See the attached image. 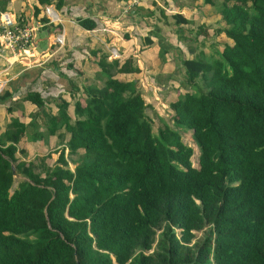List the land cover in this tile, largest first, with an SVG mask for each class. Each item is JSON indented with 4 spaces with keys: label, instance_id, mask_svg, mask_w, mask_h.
Listing matches in <instances>:
<instances>
[{
    "label": "trees",
    "instance_id": "16d2710c",
    "mask_svg": "<svg viewBox=\"0 0 264 264\" xmlns=\"http://www.w3.org/2000/svg\"><path fill=\"white\" fill-rule=\"evenodd\" d=\"M203 1L217 8L230 42L178 58L195 90L168 102L171 125L157 116L153 131L135 80L113 76L129 58L117 68L99 58L103 83L85 87L73 117L60 96L53 112L38 90L15 99L19 85L0 91L7 111L22 113L20 100L38 107L28 121L10 116L0 132V264H264V0ZM172 17L182 33L178 23L188 20ZM166 43L160 50L179 56ZM58 126L63 146L52 162L48 151L36 164L17 156L22 137L47 142ZM11 165L23 176L14 186Z\"/></svg>",
    "mask_w": 264,
    "mask_h": 264
},
{
    "label": "crops",
    "instance_id": "0c3cea01",
    "mask_svg": "<svg viewBox=\"0 0 264 264\" xmlns=\"http://www.w3.org/2000/svg\"><path fill=\"white\" fill-rule=\"evenodd\" d=\"M12 1L0 0V8L40 21L38 31L42 30L43 34L33 36L31 46L23 53H28L26 64L20 67L15 75L9 77L4 88L9 89L10 83L19 85L11 92L13 99L20 97L28 90H38L40 93L48 91L47 95L42 94L41 96L45 98V106L53 112L58 103L56 95L60 96L67 100L66 108L71 117H73L74 100L78 99L81 103L83 102L85 87L92 85L98 87L103 83L105 76L99 71L98 65L101 56L107 61L115 59L117 61L115 68L120 67L124 59H130L127 64L129 68L114 69L113 71V76L117 72L119 75L114 77L120 80L134 79L136 86L142 87V78L144 77L149 81V86L157 84L159 88L153 91L160 90V93H164L168 88L171 89L168 81H175L176 83H173L174 91L178 92L180 89L183 91L188 89L177 68L179 57L189 58L199 49L203 52H213V49L220 50L223 43L230 42L223 31L224 23L220 19L217 8L214 4H208L203 0H62L63 3H60L59 7L60 13L50 2L48 5L58 15V20L55 22L59 23L56 24L41 20L43 12L40 7L43 3H39L38 0H35L34 4L26 0V8L18 9L27 11L25 14L21 11H10L8 5ZM34 5L37 6V11L34 10ZM129 5L128 11L123 12L122 9ZM174 13H179L188 20L187 23H178L184 30L181 34L176 32L177 23L173 21L172 17ZM62 14H68V16L62 17ZM196 16L197 18H195ZM78 17L91 18L95 22V26L90 29L82 27L76 21ZM52 24H54L53 28H51ZM200 26L204 29L200 30ZM59 30L64 36L61 45L53 42L54 35ZM152 31L155 32V35L152 34ZM217 34L220 36L218 37ZM180 35L185 36L186 39H182ZM223 35L225 39H223ZM145 36H149L152 41L145 42ZM189 38L193 40H189ZM217 38L224 40L223 43L216 44ZM39 40L44 41L43 46L39 45ZM164 41L169 42L174 48L178 46L179 56L170 50L162 52L161 44L168 45ZM113 46L119 57H108L111 55L110 48ZM42 68L47 69L48 80L39 78L38 72ZM71 82L74 83L75 88L73 89H69L67 85ZM56 87L62 91L54 92ZM159 96H157L160 99L159 102L165 109L168 107L169 100ZM20 102L24 109H22V113L18 114L16 109L21 111L18 107L7 111L8 101L0 102V132L5 129L13 111H15V115L21 114L23 117L20 118L28 121L31 113L38 110V107L28 100H20ZM145 104L149 106L146 102ZM153 113L167 121L165 118L167 111L164 115H160L157 111H153ZM25 115L27 119H25ZM37 117L39 118V116ZM149 117L152 119L151 116ZM38 130L40 131V127ZM53 132L47 136V142L27 139L31 145L37 146L36 154L43 155L47 151H51L47 147L53 144L63 146L57 137L58 132H65L63 126L56 127ZM19 142L18 147H22L25 143L23 139ZM50 155H53L52 151Z\"/></svg>",
    "mask_w": 264,
    "mask_h": 264
},
{
    "label": "rangeland",
    "instance_id": "374dc122",
    "mask_svg": "<svg viewBox=\"0 0 264 264\" xmlns=\"http://www.w3.org/2000/svg\"><path fill=\"white\" fill-rule=\"evenodd\" d=\"M55 1L56 0H53V1H51L52 3H53V6L59 11V13H60V10H59V7H60V5L63 3L62 1L60 2L61 4L59 5V4H56L55 3ZM28 2L29 3H31V4H34L35 3V0H28ZM22 4V5H21ZM21 5V6H20ZM26 0H13L12 2H10V4L8 5L9 7H8V9L10 10V11H21L22 13H26L27 11H25V10H18L19 8H21V9H25L26 8ZM61 15V14H60ZM68 16V14H62V17H67ZM195 18H197V16L195 17ZM167 21V20H166ZM56 23H59V22H55V24ZM54 27V24H52L51 25V28H53ZM224 31V30H223ZM37 36H40L41 34H43V32H42V30H37L36 31V33H35ZM57 34V33H56ZM56 34L54 35V38H53V42H54V39H55V36H56ZM181 34V33H180ZM217 36L219 37L220 35L219 34H217ZM223 39H225L224 38V35H223ZM205 41L207 42V39H205ZM224 41V40H223ZM223 41L221 40V39H219V38H217L216 39V44H218V43H223ZM39 45H41V46H43L44 45V41L43 40H39ZM177 45V44H176ZM177 49V51H178V46H175ZM112 48V47H111ZM110 48V49H111ZM113 48H114V46H113ZM115 49V48H114ZM213 53V52H212ZM20 54V53H19ZM208 54V53H207ZM26 56H28V53H26V54H23V55H21V57H20V55H19V57H17V59H19V60H21L22 61V63H24V62H26V59H27V57ZM115 56H117V57H119V54L118 53H111V55H109L108 57H110V58H114ZM161 58V57H160ZM16 59V60H17ZM15 60V61H16ZM15 61H13V63L15 62ZM130 62V61H129ZM1 67V66H0ZM126 68H129L128 66L126 67ZM174 69H176V67H174ZM16 74V72L13 74V75H15ZM145 74H147V73H145ZM12 75V76H13ZM38 75H39V78H42V79H46V80H48V71H47V69L46 68H42L39 72H38ZM119 74L116 72V73H114V76H118ZM197 81H198V83L196 84V85H198V86H202L203 84H202V82H201V78H198L197 79ZM173 83H176L175 81H168V84H170V87H171V89L170 88H168L164 93H160L161 91L160 90H157L156 92L155 91H153V90H155V89H158L159 87H158V85L157 84H155V86H149V81L147 80V79H144V77L142 78V87H140V86H137V88L139 89V92H140V94H141V96L143 97V99H144V101L147 103V104H149V106L148 105H145V108H144V111H145V113L146 114H148V116H151L152 117V119L154 120H152V124H153V126H152V130L153 131H155V129H156V126L158 125V124H160V121L158 120V117H157V115H155L154 113H153V111H157L158 113H160V115H164V113L167 111V108L168 107H166L165 109H163V105H162V103H160L159 102V100L160 99H158V97L157 96H159V95H161V96H159V97H164V98H166V99H168L169 101H171V100H173V99H175L176 98V96H177V94H178V92H183V89H180V90H178V92H176V91H174L175 90V88H174V86H173ZM162 89V88H161ZM187 90H191V91H194L195 90V87L194 88H190V87H188V89ZM59 90L57 89V87L54 89V92H58ZM43 92H45V91H43ZM53 92V93H54ZM157 92H158V94H157ZM174 92H176L175 94H174ZM20 111H18L17 109H16V113L18 114ZM15 113V111H13L12 112V116H16V117H18V118H20V117H22V115L20 114V115H15L14 114ZM26 116V115H25ZM40 116V115H39ZM166 119H167V122H168V124H171L172 122L170 121V119L168 118V117H165ZM25 119H27V116L25 117ZM59 127V126H58ZM180 138H181V140H182V142H184L185 144H187L188 146H190L191 148H192V150H191V153H190V155H189V159H190V162H191V165H193V166H195V167H197L198 166V164H197V155H198V149H197V146H196V144H195V142L193 141V139H192V137H191V134H190V129H187V130H185V131H182V132H180ZM22 139H23V141L25 142L23 145H22V147L25 149V153L24 154H19V153H16L17 154V156L19 157V158H22L21 160H25V161H27V160H32L35 164L36 163H38L39 162V160H38V158H36L35 156L36 155H38V154H36V147H35V145H31L30 143L31 142H28L27 141V139H26V137H22ZM31 141H32V139H31ZM33 141H36L37 142V140H33ZM38 141H40V139H38ZM22 142V141H21ZM18 144V146H19V144H20V142H18L17 143ZM60 145H58V146H56L55 144H53V145H51V146H49V147H47V148H49V149H51V151H52V153H53V155L50 157L49 156V154H50V152L51 151H48V153H47V155H46V159L44 158V161L45 162H47L48 164L50 163V162H52L55 158H56V154H57V152H58V147H59ZM79 151L81 152L82 151V149L81 148H79ZM46 154V153H45ZM48 156V157H47ZM68 166L71 168L72 166H73V164L72 163H69L68 164ZM13 176H14V180H13V183H12V186H14L16 183H17V180L19 179V178H23V176L22 175H20L19 173H17V172H15L14 174H13ZM194 233H195V235H199L200 234V231H194Z\"/></svg>",
    "mask_w": 264,
    "mask_h": 264
},
{
    "label": "built area",
    "instance_id": "2783aa9c",
    "mask_svg": "<svg viewBox=\"0 0 264 264\" xmlns=\"http://www.w3.org/2000/svg\"><path fill=\"white\" fill-rule=\"evenodd\" d=\"M42 12L46 16V22L58 20V15L49 5L42 6ZM40 22L32 20L22 14H15L5 9H0V61L7 67L13 61L23 55L31 46V40L38 30ZM64 36L62 31L57 32L54 42L61 45ZM20 53V54H19ZM113 53V48H111ZM26 64V62L22 63ZM0 80V91L3 87Z\"/></svg>",
    "mask_w": 264,
    "mask_h": 264
},
{
    "label": "water",
    "instance_id": "95a60500",
    "mask_svg": "<svg viewBox=\"0 0 264 264\" xmlns=\"http://www.w3.org/2000/svg\"><path fill=\"white\" fill-rule=\"evenodd\" d=\"M23 66L24 65L22 64V61L17 59L14 63L10 64L7 68L0 67V80L6 81L10 79L9 77H11L20 67H23ZM11 171L13 174L15 173L13 165H11Z\"/></svg>",
    "mask_w": 264,
    "mask_h": 264
},
{
    "label": "clouds",
    "instance_id": "9594fccd",
    "mask_svg": "<svg viewBox=\"0 0 264 264\" xmlns=\"http://www.w3.org/2000/svg\"><path fill=\"white\" fill-rule=\"evenodd\" d=\"M43 5H48V3H43ZM43 5H42V6H43ZM42 6L40 7L41 12H42ZM49 6H50V5H49ZM129 7H130V5L127 6V7L125 6L124 9H122V11H123V12H127ZM0 9H4V8H0ZM52 9H53V8H52ZM5 10H7V9H5ZM56 13H57V12H56ZM15 14H21V13H15ZM22 15H23V14H22ZM43 16H45V15L43 14ZM45 17H46V16H45ZM46 21H47V18H46ZM39 22H40V21H39ZM54 22H55V21H54ZM52 23H53V22H52ZM36 31H37V30H36ZM59 31H61V30H59ZM59 31H58V32H59ZM56 33H57V32H56ZM56 44H57V43H56ZM57 45H58V44H57ZM112 48H113V47H112ZM113 53H117V52H116V49H114V48H113ZM110 54H111V49H110ZM23 65H24V64H23ZM0 66H1V67H5V68H7L9 65L6 67V66H4V64L1 63V61H0ZM8 80H9V79H8ZM8 80H6V81H8ZM1 81H3V80H1ZM6 81H3L4 83H3V87H2V89L4 88V84H5ZM54 85H57V84L54 83ZM58 90H59L58 92H61V91H62L61 89H58ZM46 93H48V91H45V93L42 92L41 95H42V94H46ZM169 114H170V112L167 111V115H166L165 117H169ZM169 119H170V118H169ZM170 121L172 122L171 119H170ZM166 122H167V121H166ZM167 124H168V122H167ZM158 125H159V124H158ZM169 125H171V124H169ZM152 126H153V124H151V127H152ZM185 130H187V129H185ZM185 130H182V131H185ZM182 131H180V132H182ZM191 131H192V130L190 129V134H191ZM180 139H181V138H180ZM192 139H193V138H192ZM181 141H182V140H181ZM193 141H194V140H193ZM61 143H62V142H61ZM195 144H196V143H195ZM58 148L60 149L61 147L59 146ZM59 149H58V152H59ZM65 149H66V148H64V154H65V152H66ZM58 152H57V153H58ZM56 156H57V154H56ZM69 163H72V162H68V164H69ZM68 164H67V166H68ZM72 164H73V163H72ZM73 165H74V164H73ZM68 167H69V166H68ZM69 168H70V167H69ZM71 168H73V166H72ZM71 168H70V169H71Z\"/></svg>",
    "mask_w": 264,
    "mask_h": 264
}]
</instances>
